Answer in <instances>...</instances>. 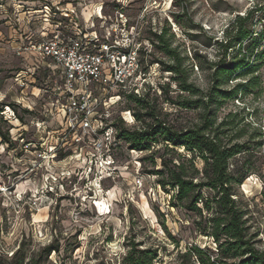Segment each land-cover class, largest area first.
I'll list each match as a JSON object with an SVG mask.
<instances>
[{
	"label": "rangeland",
	"instance_id": "rangeland-1",
	"mask_svg": "<svg viewBox=\"0 0 264 264\" xmlns=\"http://www.w3.org/2000/svg\"><path fill=\"white\" fill-rule=\"evenodd\" d=\"M45 5L75 7L81 21V16H94L98 32L102 25L95 17L98 9L107 20L104 26L120 22L122 14L128 26L137 28L142 45L169 24L173 46L189 58V82L204 93L213 84L211 63L223 58L220 43L227 40L237 17L255 11L245 29L258 43L256 53L264 49V0H0V103L5 104L0 126L14 144L10 147L0 137V264H121L132 241L142 244L141 249L159 250L154 264H176L178 251L191 245L207 246L217 254L213 240L196 232L198 217L173 205L176 192L164 190L158 176L148 173L160 168L159 156L172 166L190 160V152L172 151L167 143L148 152L134 151L124 140L99 152L92 138L79 129L69 131L66 100L59 99L60 78L44 69L32 49L44 25ZM148 49L152 58L168 61L156 48ZM195 54L197 60L192 59ZM237 54L238 49L229 50L226 64H232ZM253 61L251 74L241 76L240 70L228 76L223 88L231 90L249 78H255V86L221 101L216 117L220 122L230 112L246 114L249 127L240 141L249 140L251 150L233 158L230 169L240 174L244 167L252 168L249 179L235 188L234 198L246 213L257 248L264 250V55ZM150 67L147 82L153 85L145 95L160 119L178 130L199 125L202 109H184L167 101L160 88L166 84L169 97L177 102H185L189 95L159 64ZM109 105L100 111L109 117L114 134L120 119L129 129L141 127L128 113L141 110L126 96ZM255 128L262 130L263 139L255 138ZM158 149L154 164L149 155ZM196 165L203 167L200 159ZM52 245L59 250L46 256L45 249Z\"/></svg>",
	"mask_w": 264,
	"mask_h": 264
},
{
	"label": "trees",
	"instance_id": "trees-1",
	"mask_svg": "<svg viewBox=\"0 0 264 264\" xmlns=\"http://www.w3.org/2000/svg\"><path fill=\"white\" fill-rule=\"evenodd\" d=\"M254 12H249L245 17H237L227 34V40L220 43L225 54L219 62L211 63L215 70L212 74L213 84L205 93L189 82L186 66L189 58L184 56L179 46H173L174 34L169 24L153 32L152 38H146L150 48L153 51L156 48L168 61L152 58V51L147 53L144 46L140 51L141 56H146L150 60L143 59V70L148 71L151 65L159 64L163 72L170 73L171 80L189 97L185 102L173 100L169 97L170 84L160 87L162 95L167 101L181 108L202 109L199 125L181 130L170 126L157 115L156 107L148 95L126 96L141 110V112L129 110L132 111L136 123L141 124L140 128L129 129L121 119L117 125L116 143L124 140L131 150L148 152L152 147L167 143L172 146V151L174 148H184L192 155L190 160L180 161L172 166L159 156L160 168L148 172L158 176V184L164 190L168 191V188H171L176 192L172 197L173 205H181L196 215L198 217L194 221L196 232L211 238L216 245L217 254L207 246L205 248L199 245L188 246L184 252L178 251L176 264H264V250L257 248L256 236L251 234L245 219L246 213L234 198L235 188L241 187L249 179L252 168L244 167L240 174L230 169L233 166L231 164L233 158L251 150L249 140L240 141L249 127L244 123L246 114L230 112L220 122L216 117L221 101L237 98L248 88L255 86V78H249L231 90L223 88L228 76L237 74L240 70H244L241 76L251 74V59L253 58L255 63L264 55V49L256 53L258 43L254 42L251 33L245 29ZM173 18L177 20L176 16ZM245 42L248 43L244 45ZM235 48L238 49V54L234 62L226 64L229 50ZM243 51H246L245 55ZM192 59L197 60V54ZM195 97H198L197 100H193ZM7 107L14 109L15 106ZM4 108L5 104L0 103L1 118ZM20 119L23 120L22 117ZM253 130L255 138L263 139L262 130L256 128ZM0 137L5 143L10 144V147L14 145L7 132L2 131L1 126ZM158 152L159 149L149 155L154 164ZM197 159L203 163L201 169L196 165ZM127 246L128 252L121 264H154L159 257L158 249H141L142 244L134 241L128 242ZM176 248H179L178 243ZM58 250V246L52 245L45 249V254L49 256Z\"/></svg>",
	"mask_w": 264,
	"mask_h": 264
},
{
	"label": "built area",
	"instance_id": "built-area-1",
	"mask_svg": "<svg viewBox=\"0 0 264 264\" xmlns=\"http://www.w3.org/2000/svg\"><path fill=\"white\" fill-rule=\"evenodd\" d=\"M69 9L43 7L44 25L32 49L44 69L60 78L59 99L66 100L63 109L69 131L79 129L93 139L96 151L107 152L116 144L117 134L108 125L109 117L102 115L101 107L118 103L121 96L143 97L153 85L147 82L153 69L143 70L140 53L144 46L147 53L151 52L150 45H142L137 28L128 26L122 14L120 22L104 26L107 20L102 8L98 9L95 17L102 21L99 34L94 16L84 19L81 13V21L76 8ZM105 155L111 158V153Z\"/></svg>",
	"mask_w": 264,
	"mask_h": 264
},
{
	"label": "bare ground",
	"instance_id": "bare-ground-1",
	"mask_svg": "<svg viewBox=\"0 0 264 264\" xmlns=\"http://www.w3.org/2000/svg\"><path fill=\"white\" fill-rule=\"evenodd\" d=\"M248 183H249V182L247 181V182H246V186H245V189H246L247 191H249V188H248L249 186L247 185ZM247 186H248V187H247ZM98 204H99V203H98Z\"/></svg>",
	"mask_w": 264,
	"mask_h": 264
}]
</instances>
